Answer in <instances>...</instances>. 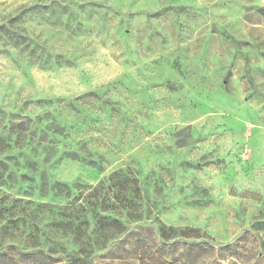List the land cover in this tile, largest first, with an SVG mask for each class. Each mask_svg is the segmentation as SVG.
<instances>
[{
  "label": "rangeland",
  "instance_id": "obj_1",
  "mask_svg": "<svg viewBox=\"0 0 264 264\" xmlns=\"http://www.w3.org/2000/svg\"><path fill=\"white\" fill-rule=\"evenodd\" d=\"M261 6L0 0V264H264Z\"/></svg>",
  "mask_w": 264,
  "mask_h": 264
},
{
  "label": "trees",
  "instance_id": "obj_2",
  "mask_svg": "<svg viewBox=\"0 0 264 264\" xmlns=\"http://www.w3.org/2000/svg\"><path fill=\"white\" fill-rule=\"evenodd\" d=\"M261 13L264 15V6L260 7ZM21 131H24L23 128H20ZM43 174V173H42ZM45 177L47 178V180H51V174L49 173H44ZM122 173L120 171H113L111 172L106 178H105V186L93 190L91 193H89L82 201V203H86V204H93L95 205L96 201L98 199H100V204L101 206L104 203H107V200L110 199V197H115L117 199L123 200L125 197L122 196L119 193L120 188H122V186H124L128 181L126 178L121 179ZM130 183H135V179L132 178L129 180ZM112 192V195L110 196V192ZM139 191V188L136 187V192ZM93 200V201H91ZM109 202V200H108Z\"/></svg>",
  "mask_w": 264,
  "mask_h": 264
},
{
  "label": "crops",
  "instance_id": "obj_3",
  "mask_svg": "<svg viewBox=\"0 0 264 264\" xmlns=\"http://www.w3.org/2000/svg\"><path fill=\"white\" fill-rule=\"evenodd\" d=\"M261 1V0H260ZM263 2H264V0H263Z\"/></svg>",
  "mask_w": 264,
  "mask_h": 264
}]
</instances>
